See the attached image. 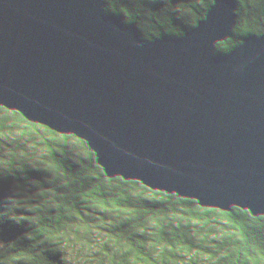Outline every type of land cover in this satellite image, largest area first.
Instances as JSON below:
<instances>
[{
  "label": "water",
  "instance_id": "water-1",
  "mask_svg": "<svg viewBox=\"0 0 264 264\" xmlns=\"http://www.w3.org/2000/svg\"><path fill=\"white\" fill-rule=\"evenodd\" d=\"M212 3L0 0L15 264H264V0Z\"/></svg>",
  "mask_w": 264,
  "mask_h": 264
},
{
  "label": "trees",
  "instance_id": "trees-1",
  "mask_svg": "<svg viewBox=\"0 0 264 264\" xmlns=\"http://www.w3.org/2000/svg\"><path fill=\"white\" fill-rule=\"evenodd\" d=\"M39 210L35 194L22 196L13 181L0 177V264L16 263Z\"/></svg>",
  "mask_w": 264,
  "mask_h": 264
},
{
  "label": "snow or ice",
  "instance_id": "snow-or-ice-1",
  "mask_svg": "<svg viewBox=\"0 0 264 264\" xmlns=\"http://www.w3.org/2000/svg\"><path fill=\"white\" fill-rule=\"evenodd\" d=\"M216 3H217V0H213V3H212V7L210 9V12L216 7Z\"/></svg>",
  "mask_w": 264,
  "mask_h": 264
},
{
  "label": "clouds",
  "instance_id": "clouds-1",
  "mask_svg": "<svg viewBox=\"0 0 264 264\" xmlns=\"http://www.w3.org/2000/svg\"><path fill=\"white\" fill-rule=\"evenodd\" d=\"M36 255H39V252H37ZM62 259L71 260L72 257L69 255V256L62 257Z\"/></svg>",
  "mask_w": 264,
  "mask_h": 264
}]
</instances>
